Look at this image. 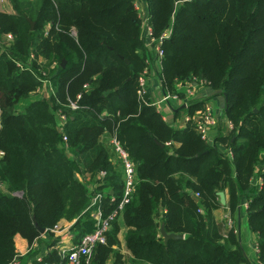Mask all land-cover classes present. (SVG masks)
I'll list each match as a JSON object with an SVG mask.
<instances>
[{"label": "trees", "instance_id": "1", "mask_svg": "<svg viewBox=\"0 0 264 264\" xmlns=\"http://www.w3.org/2000/svg\"><path fill=\"white\" fill-rule=\"evenodd\" d=\"M143 1L153 37L170 29L160 42L164 89L176 92L192 77L202 81L226 99L224 115L233 129L220 130L211 145L192 121L180 128L168 124L149 94L139 98L137 78L155 53L141 37L134 0H39L34 15L14 2V13L0 11V36L13 35L9 47L0 45V264L31 257L17 254L16 234L31 243L39 228L48 231L87 207L88 186L75 173L89 174L95 190L106 187L119 201L122 168L99 142L105 131L116 132L136 166L134 192L121 214L129 264H253L234 229L221 232L214 219L222 206L218 191L227 192L232 217L246 199L258 249L254 261L264 264V0H189L178 6L175 0ZM31 52L30 67L20 70L16 61L26 63ZM42 72L53 96L32 99ZM68 99L79 108H67ZM204 103L191 99L184 112L192 116ZM57 110L68 116L66 147L60 145ZM116 202L103 198L104 213ZM161 225L185 236L164 240ZM73 229L77 238L93 229L89 212ZM118 231L114 220L106 244L96 248L95 264L112 254L121 262L113 248ZM43 261L67 264L57 251Z\"/></svg>", "mask_w": 264, "mask_h": 264}, {"label": "built area", "instance_id": "2", "mask_svg": "<svg viewBox=\"0 0 264 264\" xmlns=\"http://www.w3.org/2000/svg\"><path fill=\"white\" fill-rule=\"evenodd\" d=\"M184 1L189 0H175V5L177 6L180 3ZM143 0H134L133 5L135 9L138 11V15L141 19V37L145 41L146 45L151 47L155 53V58L153 63L156 64V71L157 75L158 72H160L161 65H160V59L163 55V51L160 46V42L166 38L169 37L170 29L166 30L162 33V35L156 39L153 37L151 27L148 24L147 21V11L142 9ZM47 30V29H46ZM47 31L45 32V34ZM72 34L75 35V32L72 31ZM8 39H12V35H7ZM34 59V54L31 52L29 54L28 61L26 63H21L16 61V66L22 70L24 68H29L31 61ZM152 62V61H151ZM150 60L147 59L146 63L148 64L143 71L139 74L137 78L138 82V89L137 94L139 98L143 99L145 94H148V74L150 73V67L151 64ZM46 72H42L43 79H41V84L35 89V92L39 93L44 99H49L51 96H53V87L51 85L50 79L45 74ZM159 77V76H158ZM160 79V78H159ZM162 83V81L160 80ZM179 85L182 87V91H176V92H169L166 91V93L162 96L161 102H167L169 103L171 100H178L181 99L183 101L184 106L186 107L188 104V101L192 99L194 90L197 88V86H204V83L202 81H198L195 77H192L191 79H187L184 82H180ZM85 88H87V85H84ZM182 94V96L180 95ZM80 98V95H76V100ZM76 100H70L68 99V104L66 105L67 108L70 110H76L79 108V105L77 104ZM1 109H0V126H1ZM68 119V116L65 112H62L60 110H57L56 112V127L57 130L60 132L61 140L65 143V147L67 146V136L64 134V125ZM192 121L195 130L199 133L201 136V139L204 140L206 143H208V136L210 130L219 129L222 130L224 134H228L233 129V123L228 118H219L212 108V106L209 103H204L202 108L198 111H196L192 116L185 115L183 117V123L186 124L187 122ZM169 144V143H168ZM109 145L113 152L116 154L120 161V165L123 171V191L121 198L118 202H116L115 197L113 194L108 193V189H102L100 191L95 190L96 185L90 184L88 186L89 189V204L87 207L81 212L80 216H82L85 213L89 212V216L91 217L93 221V229L90 232H87L80 236L75 242L68 244H63V241H56L54 243V251H57V254L61 259H64L67 264H94L95 259V251L98 245L106 244L107 242V234L112 228V222L114 220H117L119 215L122 214L124 206L129 203L132 194L134 192V188L137 182V174H136V166L134 162L130 159L127 151L123 148L122 144L120 143L119 139L117 138L116 132L113 131L110 133L109 138ZM224 151V150H222ZM225 154L229 158H232V152L229 149H225ZM3 155V153L0 151V157ZM105 176V172L101 171L98 175L99 179H102ZM195 198L199 197V193L195 192L194 194ZM108 197L109 201L111 203H115V207L107 214L104 213V209L102 207V199ZM244 207H247V202L244 204ZM226 224L228 229H233V225L235 224L234 219L232 220V216L230 215L229 210L227 209V213L224 216ZM235 226V225H234ZM65 228V227H64ZM64 228H61V226L56 223L52 228H50L51 235H60L61 231H63ZM69 228H65L64 231H66V241L72 240L73 236L70 234ZM234 232L238 233V230L236 227L234 228ZM225 236V235H224ZM38 247V242L33 241L32 245L29 247V251H34L35 248ZM255 253H257L258 249L255 245L254 247ZM34 260H36L39 264H62L61 262H44V254L42 253H36L34 255ZM8 264H19L18 257H15L12 262Z\"/></svg>", "mask_w": 264, "mask_h": 264}, {"label": "crops", "instance_id": "3", "mask_svg": "<svg viewBox=\"0 0 264 264\" xmlns=\"http://www.w3.org/2000/svg\"><path fill=\"white\" fill-rule=\"evenodd\" d=\"M4 4H6V5H4ZM4 4L3 5L0 4V11H4L7 13H14V9L12 8V6L10 4L8 5L6 2ZM179 4H180V2H179ZM142 9L144 10V13H145V11H147V6L144 2L142 4ZM8 34H10V33H4V35L0 36V44H1L2 48L9 47V45L12 44V42H13V35H12V39H8L7 38ZM149 48L151 51L152 48L150 46H149ZM38 57H39V59L37 58L38 62L44 63L46 61L42 56H38ZM150 62H151V60H150ZM149 67H150V73L148 74V82H147L148 84L147 85H148V94L150 95V97L152 99L153 105L160 112L163 119L168 124H171V125H173L175 127H179V128L184 126L185 124L183 123V117L186 115V113L184 112V109H186V108L183 104V101L181 99H178L176 101L172 100V102L170 101L169 103L161 102L162 96L166 93V91H169V90L164 89L163 84L160 82V79H159V77L157 75V71H156V69H157L156 64L153 63V61H152L151 64L149 65ZM176 88H177V91H180V92L182 91V87L179 84L176 85ZM192 99H198V100H202L205 103H209L212 106L214 113L219 118H221V119L226 118V116L224 115L225 99L221 95H215L214 91L211 88H209L207 86H197V88L194 90ZM20 108H22V105H20ZM218 133H219V129L210 130L209 136H208V138H209L208 144L214 145L216 143V138L218 136ZM109 138H110V133H107V131H105L99 137V142L102 143L106 147V149L108 150L112 164L114 166H119L120 161L109 145ZM174 145L178 146V143H174ZM217 146H219V148L221 150L225 151V149H226L218 143H217ZM70 155H69V157H71ZM122 175H123V171H122ZM75 176L79 181H83L84 183H86L87 186H89L90 184L93 185L96 183V182L92 183L93 179L91 177H86V175L82 176V175H80V173H75ZM103 189H108V188L104 187ZM223 192L225 195V201L227 202V192L226 191H223ZM108 193L111 194L112 191L108 189ZM246 202L247 201L245 198L241 199L240 204L238 206V211L236 213H234L233 219L235 222V227L238 230V233H237L239 236L238 241L241 243V245H243L244 247L247 248V249H245V252H246V257L249 260V262L255 264L254 259H255L256 253H255L254 247H255L256 236H255V234L251 233L250 230L248 229L246 207H244V204ZM226 213H227V208L225 207V205L220 206L219 208H217L213 212L214 219L216 220L217 224L220 225V231L221 232H224L228 229V227L225 226L224 221L221 219V215L224 217ZM80 214H81V212H80ZM80 217L81 216L78 215L77 217H75L71 220H67V219L62 218L58 222V224L61 226V228H64V227L69 228L68 230H69L70 234L73 236L72 240L66 241L67 236H66V231H64V229H65L64 228L63 231H61L60 235L53 234L52 236H48V238H46V239L44 238L43 240H40V242H38V247L35 248V250L33 251L34 254L31 255V257H28L23 264H39L36 260H34V255L36 253H42V254H44V257H45L51 251L55 250L53 247H54V243H56V241L58 242V241L62 240L63 244H65V245H66V243L71 244V243L75 242V240H77L78 238L74 232L73 227H74V224L76 223V221ZM117 222L119 224V231L117 233V238H118L119 244L113 245V248L116 249L117 251H119V253L121 254V256H122L121 262L117 263L115 254H112L105 261L104 264H129L128 260L131 257V253L125 246L124 236H125V232H126L127 228L123 223L122 215H119V217L117 218ZM159 230H160V228H159ZM182 235H183V237L185 236L184 234H182ZM14 243H15V248H16L17 254L19 256L26 257V255L24 254V252H25L24 250L26 248L25 239H22L19 236V234H16L14 236Z\"/></svg>", "mask_w": 264, "mask_h": 264}, {"label": "rangeland", "instance_id": "4", "mask_svg": "<svg viewBox=\"0 0 264 264\" xmlns=\"http://www.w3.org/2000/svg\"><path fill=\"white\" fill-rule=\"evenodd\" d=\"M7 3L8 5L10 4L11 6H12V8H13V6H14V2H15V4H18V6L20 7V8H22V10H24V12H25V14H27V15H34V12H35V9L37 8V4L39 3V0H0V4H4V3ZM28 2H30V4H29V6L27 5V3ZM4 5H6V4H4ZM179 5V4H178ZM177 5V6H178ZM2 35H4V34H2ZM12 35V34H11ZM1 45V44H0ZM38 59H39V57H37ZM46 74V73H45ZM47 75V77L49 76L48 74H46ZM49 78V77H48ZM50 79V78H49ZM38 87V86H37ZM36 87V88H37ZM32 94L31 95H33V97H32V99H36V98H40V97H42L41 95H40V92L39 93H37V92H35V91H32L31 92ZM40 96V97H39ZM43 98V97H42ZM41 99V98H40ZM171 102H172V100H171ZM61 146H63V147H65V143L61 140V144H60ZM86 177H90V175L89 174H86ZM88 179V178H87ZM95 179H96V177H95ZM3 188V187H2ZM221 219L224 221V223H225V226L227 227V224H226V221H225V219H224V217L221 215ZM232 220H233V218H232ZM60 221V220H59ZM58 221V222H59ZM216 221V220H215ZM57 222V223H58ZM235 225V224H234ZM233 225V229L235 228V226ZM219 227H220V225H219ZM225 232V231H224ZM50 233V230H48V231H46L45 229H44V232L43 233H39V235L33 240L34 242H35V240H36V242H40V240H43L44 238L46 239V238H48V236H50L51 235V233ZM43 235V236H42ZM22 239H25V238H23L21 235H19ZM33 241L30 243V242H28L26 239H25V243H26V248H25V252H24V254L25 255H33L34 254V252L33 251H30V252H28L29 250V247L32 245V243H33ZM45 241V240H44ZM14 245H15V243H14ZM16 249V248H15ZM245 249H247L246 247H245ZM28 250V251H27ZM95 264V263H94Z\"/></svg>", "mask_w": 264, "mask_h": 264}, {"label": "water", "instance_id": "5", "mask_svg": "<svg viewBox=\"0 0 264 264\" xmlns=\"http://www.w3.org/2000/svg\"><path fill=\"white\" fill-rule=\"evenodd\" d=\"M29 22H30V24H31V28H32L34 23H33L32 21H30V20H29ZM64 65H65V60L62 59V61H61V66L63 67ZM224 99H225V98H224ZM225 101H226V99H225ZM217 195L219 196V202H220V204H221L222 206H224V205L226 204L224 192H223V191H218V192H217ZM39 231H40L41 233H43V232H44V229H43V228H39ZM159 232H160V235L163 237L164 240H167V239H169V238L178 239V238H182V237H183L182 234L167 233V232L164 230V227H163L162 225L160 226V230H159ZM95 258H96V257H95Z\"/></svg>", "mask_w": 264, "mask_h": 264}]
</instances>
